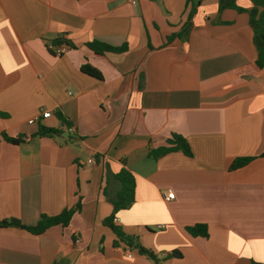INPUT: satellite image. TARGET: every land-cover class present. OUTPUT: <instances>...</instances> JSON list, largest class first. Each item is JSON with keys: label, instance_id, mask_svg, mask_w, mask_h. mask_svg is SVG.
I'll use <instances>...</instances> for the list:
<instances>
[{"label": "crops", "instance_id": "0c3cea01", "mask_svg": "<svg viewBox=\"0 0 264 264\" xmlns=\"http://www.w3.org/2000/svg\"><path fill=\"white\" fill-rule=\"evenodd\" d=\"M253 8L251 0H0V219L31 226L80 204L66 227H0V264H264V69ZM93 40L126 50L97 53ZM55 41L67 44L60 56L47 48ZM46 110L50 117L28 123ZM39 125L59 132L36 135ZM172 134L191 155L154 157ZM121 169L134 176V201L113 222L157 260L114 246L103 223ZM194 224L207 236L188 233Z\"/></svg>", "mask_w": 264, "mask_h": 264}, {"label": "trees", "instance_id": "16d2710c", "mask_svg": "<svg viewBox=\"0 0 264 264\" xmlns=\"http://www.w3.org/2000/svg\"><path fill=\"white\" fill-rule=\"evenodd\" d=\"M254 8L249 12V23L253 29V42L257 51V57L255 60L256 65L260 69H264V0H251ZM53 43L59 44V42L55 41ZM91 49H93L97 53L103 52H122L126 50V46L122 45L120 47L111 46L106 43H102L97 40H93L87 44ZM84 72L99 77V72L87 65L83 67ZM59 132L57 129L46 127L44 125H39L36 131V135L40 136H51ZM4 139L11 143H19L22 141L21 137H10L5 133L2 134ZM167 145L161 146L153 151L154 157H159L168 152L181 150L187 156L191 155L190 147L186 141V139L179 134H172L166 140ZM261 156H264L262 154ZM254 157H238L232 161L229 168L237 169L245 164H247ZM116 178L120 183V189L116 196L111 200L112 203V212L111 214L103 219V223L110 228V230L115 234L116 239L113 241L114 246H118L120 242L124 243L126 246L135 248L138 253L144 254L147 257L157 260L155 254L143 247L135 237L126 235L119 226L114 224L113 217L115 214L122 209L128 208L131 203L134 201V176L131 172L126 169H121L116 173ZM80 209V204L77 203L73 207L63 209L59 214L48 216L41 215L40 219L37 221L35 225L26 226L23 225L17 218H9V219H0V227L6 226H14L26 229L32 233L40 234L44 232L47 228L54 225H60L62 227H66L70 221L72 215ZM186 230L191 235H200L207 236V227L205 224H194L192 226L186 227ZM176 252L170 253V255H176ZM253 264H260L253 262Z\"/></svg>", "mask_w": 264, "mask_h": 264}, {"label": "built area", "instance_id": "2783aa9c", "mask_svg": "<svg viewBox=\"0 0 264 264\" xmlns=\"http://www.w3.org/2000/svg\"><path fill=\"white\" fill-rule=\"evenodd\" d=\"M47 48L48 50L53 53L54 55L56 56H60L61 54H63L66 49H67V44H64V43H60V44H56V43H48L47 44ZM51 115V112L49 110H46V111H42L40 113V116L39 115H36L34 117H31L30 119H28V123L29 124H32V123H36L38 122L41 118H48L50 117ZM87 162L88 163H95V159L94 158H89L87 159ZM161 195H162V198L165 200V201H169L171 200L173 197H174V194L172 192L171 189L169 188H165L164 190H162L161 192ZM117 218H113V221H116ZM76 244H78L80 242V238H76L75 241H74ZM128 257H131L130 254H127Z\"/></svg>", "mask_w": 264, "mask_h": 264}]
</instances>
